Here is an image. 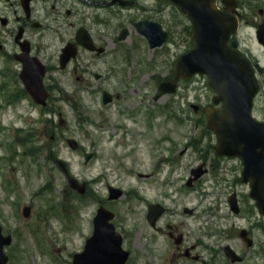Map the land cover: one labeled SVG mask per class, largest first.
<instances>
[{
	"label": "rangeland",
	"instance_id": "1",
	"mask_svg": "<svg viewBox=\"0 0 264 264\" xmlns=\"http://www.w3.org/2000/svg\"><path fill=\"white\" fill-rule=\"evenodd\" d=\"M239 2L243 4L239 9L242 23L235 37L242 50L254 52L264 64V51L255 33L264 20L258 13L264 9V0ZM140 3L150 8L157 5L156 0ZM5 6L9 5L0 0V14L12 18L14 24H0V43L14 53L17 48L9 34L16 26V15ZM136 10H130V16L161 20L170 38L150 52L146 41L132 34L125 43L131 51L130 64L122 65L124 72L121 66L122 75L116 76L114 86L104 88L122 95L108 106L102 102L103 89L78 88L72 70L60 85L63 93L55 97L61 99L50 100L46 108L26 96L16 99L23 94L21 66L0 53V222L4 234L13 236L12 245L6 248L8 264H72L73 255L83 251L92 235L100 206L117 215L115 225L120 232L126 230L127 242L134 241L137 250L157 241L167 263L177 251L175 242L168 239L170 231L176 237L183 234L187 246L202 243L198 252L215 264L227 261L222 250L227 244L242 256L250 251L240 238L242 229L251 226L254 243H264V233L254 225L257 218L248 199L249 188L230 171L236 162L221 161L215 153L205 152L217 142L205 131L203 118L204 108L215 96L208 79L195 76L181 81L175 95L153 100L159 80L172 77L175 60L192 47L187 34L190 21L174 7L152 15ZM116 71H120L117 66ZM192 104L202 110L195 113ZM59 113L66 121L64 126H60ZM68 139L78 142L77 150L69 147ZM85 153H94L87 164ZM206 159L212 173L197 186L186 188L191 169ZM70 178L86 186V193L73 188ZM108 185L125 195L109 201ZM233 192L241 200L238 216L228 204ZM155 203L169 210L156 231L146 219L148 205ZM27 206L31 207L29 217L23 214ZM186 207L195 210L193 216L183 212ZM134 228L139 231L131 232ZM142 257L147 259L145 254ZM244 264H264V258L251 250Z\"/></svg>",
	"mask_w": 264,
	"mask_h": 264
},
{
	"label": "water",
	"instance_id": "2",
	"mask_svg": "<svg viewBox=\"0 0 264 264\" xmlns=\"http://www.w3.org/2000/svg\"><path fill=\"white\" fill-rule=\"evenodd\" d=\"M188 15L194 26L193 41L195 49L182 56L175 64L177 79L182 76L189 79L196 73L207 74L210 85L219 96L214 99L215 104L223 102L222 115L219 110H207L208 126L218 136V152L229 156H240L245 163L244 181L251 182V197L264 215V124L257 123L251 115L252 102L258 90L249 62L242 58L236 50L237 43L228 45L232 33L237 31L238 20L232 13L237 2L223 0L224 10H219L217 0H172ZM138 30L144 35L151 49L162 46L168 34L158 23H138ZM126 35L122 36L124 39ZM259 40L264 44V28L259 31ZM84 45L87 42L82 40ZM69 58V53L63 59ZM28 54L22 62L24 70L21 78L27 90L39 104H46L47 94L42 83L44 68L39 65L36 69L30 63ZM175 81H167L159 87L156 99L167 93H174L177 88ZM110 101L106 95L105 102ZM198 110V107H195ZM73 148L76 143L70 141ZM92 154L86 155V162ZM203 174L199 171L197 178ZM73 188L84 192V187H78L75 180H71ZM191 185V182L189 183ZM123 192L110 188V199H119ZM234 197L232 196L233 200ZM237 201L231 202L235 212H239ZM149 215L154 224L162 213L158 205H150ZM25 216L30 215V208H25ZM113 214L100 208L95 218L93 236L87 240L84 252L74 256L73 264H125L128 254L122 250V238L116 233L113 224L109 223ZM12 244V236H4L0 225V264H7L8 256L4 248ZM226 252L233 262L239 258L226 248Z\"/></svg>",
	"mask_w": 264,
	"mask_h": 264
},
{
	"label": "flooded vegetation",
	"instance_id": "3",
	"mask_svg": "<svg viewBox=\"0 0 264 264\" xmlns=\"http://www.w3.org/2000/svg\"><path fill=\"white\" fill-rule=\"evenodd\" d=\"M5 2L11 7L16 5L23 12L24 16H18L16 23L19 27L24 26V37L28 28L37 30L29 33L25 40H28L30 44L32 55L38 57L46 66L45 82L49 94L53 88L63 83L65 79L63 74L70 69L75 75L78 87L83 89H104L114 86L116 66L120 67L121 62H128V50L124 48L119 38L125 31L128 32V38H130L136 31L133 24L138 21L131 18L126 10L137 8L140 0H31L25 11L22 7L23 0H5ZM124 2H128L125 7ZM17 12L16 10L15 13ZM144 13L159 14L162 13V9L160 8L157 12L156 9L145 7ZM151 19L152 17L149 20ZM79 33L92 39L95 46L93 51L79 44ZM11 35H14V31ZM16 45L18 46L17 43ZM69 45L73 47L76 57L69 61L65 69H62L61 55L64 48ZM246 55L255 68V75L260 84L254 112L256 116L257 113L262 114L263 118L259 119L264 121V109L263 106H259L260 101L264 102V67H258L261 62L260 58L253 54L246 53ZM139 83L142 84L141 81ZM224 160L233 159L225 157ZM236 162L237 165L231 168L233 171H239L240 167L242 168L239 160ZM205 164L208 167V163ZM208 168L211 172V166ZM251 204L255 206L253 212L257 218L254 225L256 228L260 227L264 233V217L259 215L252 201ZM157 229L158 227L153 230ZM252 230L253 228L249 226V236ZM175 235L173 231L168 232V239H172L177 245V251L174 252L170 262L167 263V258L160 256L158 242L151 240L146 242V245H142L141 250H137L134 241L131 243L132 246H127L133 257L145 254L148 259L141 257L135 261L132 257L133 259L127 264H211L205 260L203 252H198L202 243L196 241L192 246H187L185 245L186 237L183 234L178 237ZM253 250L264 256V243H256ZM248 255H251V250L244 256V259H247Z\"/></svg>",
	"mask_w": 264,
	"mask_h": 264
}]
</instances>
